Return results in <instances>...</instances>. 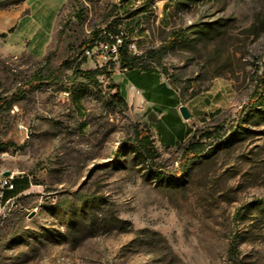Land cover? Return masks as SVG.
<instances>
[{
	"label": "rangeland",
	"instance_id": "rangeland-1",
	"mask_svg": "<svg viewBox=\"0 0 264 264\" xmlns=\"http://www.w3.org/2000/svg\"><path fill=\"white\" fill-rule=\"evenodd\" d=\"M58 3L0 0V179L29 184L0 196V264H264V0ZM120 31L190 111L184 143L163 146L125 74L83 57Z\"/></svg>",
	"mask_w": 264,
	"mask_h": 264
},
{
	"label": "crops",
	"instance_id": "crops-1",
	"mask_svg": "<svg viewBox=\"0 0 264 264\" xmlns=\"http://www.w3.org/2000/svg\"><path fill=\"white\" fill-rule=\"evenodd\" d=\"M58 0H48L50 9H57L59 7ZM33 12L26 14L23 18H28L29 15H33L38 9L32 8ZM12 15L5 18V22L12 19ZM23 18L20 19L18 27L20 26ZM12 22V20H11ZM136 84L131 80H128L129 73L124 75V79L121 84H124L126 97L125 100L131 101L138 106H146L148 111L158 115V119L153 125V129L156 131L160 142L165 147H174L184 142L193 134V128L188 124V120L184 119L180 107L181 104L176 97L175 92L170 88L163 80L161 73L156 69L138 68ZM19 186V183L17 187ZM14 191H5L6 202L20 193L15 194ZM22 193V192H21ZM2 202V201H1Z\"/></svg>",
	"mask_w": 264,
	"mask_h": 264
},
{
	"label": "trees",
	"instance_id": "trees-1",
	"mask_svg": "<svg viewBox=\"0 0 264 264\" xmlns=\"http://www.w3.org/2000/svg\"><path fill=\"white\" fill-rule=\"evenodd\" d=\"M14 29L15 28L10 29L9 33L13 32ZM100 32H96L94 34V36L92 37V39L89 40L85 44V49L92 47L95 41L102 39V38H99ZM6 35H7V33H3V34H0V37H6ZM123 35H125L124 32H123ZM170 41L172 44H174L176 41V37L171 38ZM128 43H129V41L126 40L125 44L121 47V50H120V66H121V68H127V72L125 73V75L129 73V76L127 79L131 80L133 83L136 84L137 80H136L135 76L137 75V73L141 74L138 71V68H141L142 70H145L148 68L149 69H156V68L152 67V66H147V65H143V66L136 65L135 62L132 61V60H135L136 57L131 56V54L128 50ZM99 73L100 72L98 70L84 71V70L78 69L75 71L76 76H83L85 78L92 79L93 81H97ZM120 87H121V92H122L123 98L125 100L126 93H125L124 84H120ZM263 89H264V86L260 85L259 89L253 95V99L251 100L252 103H254L255 101H258L261 98V93H262ZM182 143H184V138H182ZM201 147H202V144H200V142H196V143L191 144L190 146H188V148L185 149V151L183 153V157L185 159H188L189 157H191V155L200 152ZM134 149H135V152H137L138 154L145 156L147 158H150V159H153L157 155V149L155 148V146L153 144V141L151 139L150 134L146 130H138L137 131ZM18 181H20V180L15 179V178L13 179L15 188L11 191H14L16 189V187L18 185ZM21 185L23 186V188L21 190H19L18 193L25 191L27 189V187L29 186L27 181H21ZM21 185H19V186H21ZM4 198H5V192L3 194L2 200ZM260 203H264V200H262ZM230 248H231V252L236 257H238V248L236 245V240H233L231 242Z\"/></svg>",
	"mask_w": 264,
	"mask_h": 264
},
{
	"label": "built area",
	"instance_id": "built-area-1",
	"mask_svg": "<svg viewBox=\"0 0 264 264\" xmlns=\"http://www.w3.org/2000/svg\"><path fill=\"white\" fill-rule=\"evenodd\" d=\"M126 38L123 35V31L116 34H110L105 39H99L94 42L93 46L86 48L83 51V57L90 60H95L96 62L103 65H110L115 68L120 69L124 74L127 72V68H121L120 66V50L125 44ZM136 41H131L128 43V50L132 55H139L138 50H135ZM13 176H3L0 179L1 183V198L6 190H13L15 188Z\"/></svg>",
	"mask_w": 264,
	"mask_h": 264
},
{
	"label": "water",
	"instance_id": "water-1",
	"mask_svg": "<svg viewBox=\"0 0 264 264\" xmlns=\"http://www.w3.org/2000/svg\"><path fill=\"white\" fill-rule=\"evenodd\" d=\"M180 111H181V114H182L184 119L188 120L191 118V113L186 106H181ZM10 175H11V172H9V171L4 173V176H6V177H8Z\"/></svg>",
	"mask_w": 264,
	"mask_h": 264
},
{
	"label": "bare ground",
	"instance_id": "bare-ground-1",
	"mask_svg": "<svg viewBox=\"0 0 264 264\" xmlns=\"http://www.w3.org/2000/svg\"><path fill=\"white\" fill-rule=\"evenodd\" d=\"M135 50H138V49L136 48V45H135Z\"/></svg>",
	"mask_w": 264,
	"mask_h": 264
}]
</instances>
